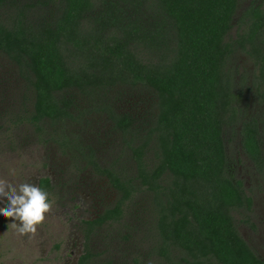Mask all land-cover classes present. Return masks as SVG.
Listing matches in <instances>:
<instances>
[{
  "label": "trees",
  "instance_id": "trees-1",
  "mask_svg": "<svg viewBox=\"0 0 264 264\" xmlns=\"http://www.w3.org/2000/svg\"><path fill=\"white\" fill-rule=\"evenodd\" d=\"M0 52L26 74L36 126L70 118L77 92L110 95L86 111L107 116L122 161L101 166L89 146L85 160L117 196L87 234L119 223L145 193L149 236L166 264H264L236 228L234 212L251 198L225 147V128L240 122V149L264 170L263 119H240L229 67L243 53L264 97V0H0ZM143 93L152 103L143 118L114 105ZM39 188L47 192L49 179ZM77 264L115 262L85 243Z\"/></svg>",
  "mask_w": 264,
  "mask_h": 264
},
{
  "label": "rangeland",
  "instance_id": "rangeland-1",
  "mask_svg": "<svg viewBox=\"0 0 264 264\" xmlns=\"http://www.w3.org/2000/svg\"><path fill=\"white\" fill-rule=\"evenodd\" d=\"M229 67L239 95L240 119L250 114L262 117L264 141V97L256 93L262 85L253 75L254 65L238 52ZM31 90L21 78L19 68L0 52V179L16 187L22 183L37 186L39 177L49 176L53 187L48 194L52 208L34 236L19 235L11 225V218L0 215V264H75L82 252L84 212L107 207L117 196L107 178L85 160L89 153L87 146L94 149L99 164L106 166L115 160L122 161L124 144L119 133L110 129L105 114L86 111L87 105L107 102L110 95L92 101L77 92L70 118L56 123L45 121L35 127L27 119L33 102ZM149 98L143 93L130 104L120 100L114 101V105L118 111L131 109L143 118L145 109L152 107ZM239 123L225 128V147L233 174L253 198V207L250 213L234 212L236 228L256 255L264 259V173L242 153ZM79 181L89 185L90 195L82 199V193L79 194L80 203L72 205L73 189L79 188ZM149 200V195H139L127 204L119 223L111 222L98 229L91 244L100 258L111 257L115 264H166L155 252V238L149 236ZM7 203L0 200V208ZM81 204L83 210L75 209ZM123 233L131 237H121ZM135 257L138 262L133 261Z\"/></svg>",
  "mask_w": 264,
  "mask_h": 264
},
{
  "label": "clouds",
  "instance_id": "clouds-1",
  "mask_svg": "<svg viewBox=\"0 0 264 264\" xmlns=\"http://www.w3.org/2000/svg\"><path fill=\"white\" fill-rule=\"evenodd\" d=\"M0 200H7V205L0 208V215L11 218L12 227L21 236H34L37 226L45 220L52 204L48 193L36 185L22 183L18 187L0 179Z\"/></svg>",
  "mask_w": 264,
  "mask_h": 264
},
{
  "label": "flooded vegetation",
  "instance_id": "flooded-vegetation-1",
  "mask_svg": "<svg viewBox=\"0 0 264 264\" xmlns=\"http://www.w3.org/2000/svg\"><path fill=\"white\" fill-rule=\"evenodd\" d=\"M21 78L24 80V82H25V84L28 86V87H31L30 86V84H29V82H28V80H27V78H26V74H24V75H21ZM32 95H33V93H32ZM30 111H32V107H31V110ZM30 115V114H29ZM29 118V116L27 117V119ZM68 119V118H67ZM66 120V119H65ZM29 121V120H28ZM30 124H32L33 126H35L36 127V125L35 124H33L31 121L29 122ZM40 124H42V123H40ZM39 124V125H40ZM260 124V126L262 125L261 123H259ZM261 129V128H260ZM261 131H262V129H261ZM261 142H262V144H261V148H262V152L264 153V150H263V145H264V141H263V139H261ZM263 156H264V154H263ZM74 157V156H73ZM80 157V156H79ZM78 157V158H79ZM75 158V157H74ZM81 160H83V159H81ZM261 173H264V170L263 171H261ZM42 178H48L49 179V183H50V188H47L46 190H48L47 191V193L49 194V192L53 189V187H52V183H51V180H50V178H49V176H42V177H39L38 178V180H37V186L39 187V183H40V180L42 179ZM78 185H79V188L77 189V190H74L73 189V194H74V197L73 198H71V200H70V202H72V205H76V204H78V203H80V198H79V194H81L82 193V199H85V197L87 198V196H89L90 194H89V192H87L88 191V187H89V185L86 183V182H81V181H79V183H78ZM246 192V191H245ZM69 193V196H70V194H71V190L68 192ZM247 194V193H246ZM248 195V194H247ZM248 196H250V195H248ZM250 198H251V207L248 209V210H244V211H246L247 213H250V211L252 210V207H253V198L250 196ZM77 202V203H76ZM112 203L114 202V200L113 201H111ZM111 202H109V203H111ZM80 207V209L81 210H83V207H82V204L81 205H79V206H77V207H75V209H77V208H79ZM99 207H101V206H99ZM105 207V206H104ZM104 207H101V208H93V211H85L84 212V215L82 216V219H81V232H82V237H83V242H82V252H81V254H83V252H84V248H85V243H88V246L89 247H91L92 248V239L90 238L88 241H87V239L85 238V237H88V235H89V237H93V235H96V232L98 231V229H100L101 227H103V226H101L100 228H98V229H94V230H92V232H91V230H90V232H88V234H87V230H88V226H87V224H86V222H88V221H92V220H94L97 216H98V214L99 213H101L105 208ZM246 219H248V216L246 217ZM105 226V225H104ZM90 233V234H89ZM242 237V236H241ZM247 243V242H246ZM252 249V248H251ZM255 253V252H254ZM81 254L79 255V256H81ZM256 254V253H255ZM79 256H78V258H79ZM78 258H77V260H78ZM261 258V257H260ZM75 264H77V261H76V263Z\"/></svg>",
  "mask_w": 264,
  "mask_h": 264
}]
</instances>
